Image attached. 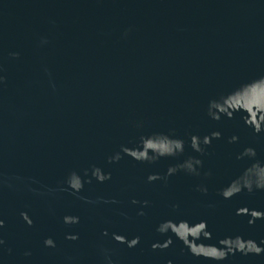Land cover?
<instances>
[{
  "label": "water",
  "instance_id": "1",
  "mask_svg": "<svg viewBox=\"0 0 264 264\" xmlns=\"http://www.w3.org/2000/svg\"><path fill=\"white\" fill-rule=\"evenodd\" d=\"M261 76L264 0H0V264H264V253L198 257L157 231L166 220L207 221L211 239L197 243L241 236L264 247V219L236 214L264 211V190L220 195L264 165V131L248 127L243 111L219 120L208 112L211 100ZM262 89L227 103L255 117ZM213 132L221 137L192 149V136ZM156 133L183 140V152L154 162L121 152ZM247 148L254 157L242 155ZM190 158L202 161L199 175L149 182ZM93 166L111 179L91 177ZM72 172L85 181L79 192L66 183ZM113 234L140 243L129 248Z\"/></svg>",
  "mask_w": 264,
  "mask_h": 264
},
{
  "label": "clouds",
  "instance_id": "2",
  "mask_svg": "<svg viewBox=\"0 0 264 264\" xmlns=\"http://www.w3.org/2000/svg\"><path fill=\"white\" fill-rule=\"evenodd\" d=\"M17 55V54H13ZM3 78L0 77V80ZM256 86H264V76H261L257 79L251 80L240 85L238 88L234 89L227 95L221 96L219 99H213L209 102L208 112L209 115L214 120H219L221 115H226L229 118H232L233 114L237 111H243L247 115L244 117L245 124L248 127H251L256 133H260L264 131V107H259L257 105H253V109L255 111V117H253L252 113H250L247 109L243 107L233 108L227 102L234 96L242 95L247 90L254 88ZM264 90V89H262ZM221 137L220 132H213L210 136H204L201 141L200 137L192 136L191 137V147L196 152H203V148L201 147V143L203 145H209L213 138L219 139ZM237 137L233 136L231 141H235ZM184 150V142L181 139H175L168 135L162 133H156L150 136H141L139 146L136 148H129L127 146H122L121 152L125 155L132 157L137 161H147L154 162L160 157L166 156H176L179 153H182ZM243 156L254 157L255 150L252 148H247L244 150ZM121 154L116 153L114 156L109 157V162H116L121 159ZM202 161L199 159H188L184 163L176 166L170 167L167 171L165 177H161L158 174H150L148 176L149 182L156 181L158 179H166L168 175H172L178 170H186L190 174L199 175L196 167L194 165H201ZM88 175L87 170L85 171V176ZM91 177H94L98 182L103 183L106 180L111 179L110 173H105L101 168L93 166L91 170ZM91 183V179L87 181ZM68 187L73 190V192H79L82 190L84 186V179L76 172H72L69 174V177L66 181ZM203 192H207L206 188L200 189ZM247 190L249 193L254 190H264V165L260 163H253L249 168H247L244 173L234 179L228 186L220 190V195L224 199H231L233 196L238 195L242 191ZM133 203H138V201L133 200ZM147 201H144V204L147 205ZM244 208L247 211L244 214H241L240 209ZM237 209V215H248L250 219L248 221L249 224H253L257 219H264V211H259L255 209H249L247 207H241ZM143 215V212L139 213ZM22 218L27 221L29 225L32 224L31 219H29L26 213H21ZM65 224H78L79 217L77 216H65L64 218ZM4 221L0 220V227H3ZM180 225L185 226V231H178L177 228ZM157 231L160 234H167L168 232L173 233L182 243L189 249V251L195 256H202L205 259L214 260V261H222L225 260L230 254H234L239 251L245 255L247 254H256L259 255L264 253V247L259 246L254 240L248 239L245 240L241 236L236 237H225L221 239L219 243V247L216 245H205L203 243H197L201 240L211 239V233L208 231L207 221H200L195 224H190L186 220L181 221H173L166 220L161 222ZM104 235H107L105 231ZM113 238L117 243L127 244L129 248L135 247L140 243V237H133L131 240H128L127 237L119 234H113ZM67 239L76 240L78 239L77 235H69ZM3 241L0 240V244ZM44 244L46 247H55V241L48 237L44 240ZM172 244L171 238H169L164 243H156L153 244V249H165ZM212 250L211 253L207 250ZM109 264L112 262L109 260ZM171 264V262H169Z\"/></svg>",
  "mask_w": 264,
  "mask_h": 264
}]
</instances>
